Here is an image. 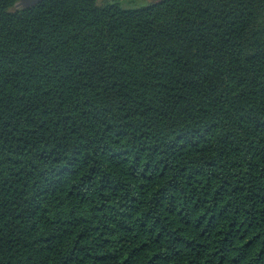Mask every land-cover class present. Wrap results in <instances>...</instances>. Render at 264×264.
<instances>
[{"label": "trees", "instance_id": "16d2710c", "mask_svg": "<svg viewBox=\"0 0 264 264\" xmlns=\"http://www.w3.org/2000/svg\"><path fill=\"white\" fill-rule=\"evenodd\" d=\"M0 0V264H264V0Z\"/></svg>", "mask_w": 264, "mask_h": 264}, {"label": "water", "instance_id": "95a60500", "mask_svg": "<svg viewBox=\"0 0 264 264\" xmlns=\"http://www.w3.org/2000/svg\"><path fill=\"white\" fill-rule=\"evenodd\" d=\"M43 0H20L19 5L21 6H30L35 5Z\"/></svg>", "mask_w": 264, "mask_h": 264}]
</instances>
